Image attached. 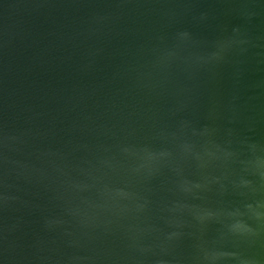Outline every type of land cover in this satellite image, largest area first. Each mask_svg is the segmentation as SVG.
Here are the masks:
<instances>
[{"label": "water", "instance_id": "obj_1", "mask_svg": "<svg viewBox=\"0 0 264 264\" xmlns=\"http://www.w3.org/2000/svg\"><path fill=\"white\" fill-rule=\"evenodd\" d=\"M0 264H264V0H0Z\"/></svg>", "mask_w": 264, "mask_h": 264}]
</instances>
